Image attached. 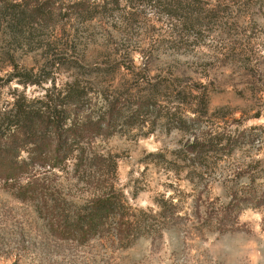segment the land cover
Here are the masks:
<instances>
[{
	"label": "rangeland",
	"instance_id": "obj_1",
	"mask_svg": "<svg viewBox=\"0 0 264 264\" xmlns=\"http://www.w3.org/2000/svg\"><path fill=\"white\" fill-rule=\"evenodd\" d=\"M82 1L88 6L78 16ZM6 2L0 0L2 102L39 99L78 81L101 109L102 98L131 90L138 78L162 80L154 92L162 108L145 123L86 139L85 156L116 161L112 183L131 210L159 214L158 200H174L189 220L126 248L107 237L61 240L35 202L18 199L0 180V264H264V0H28L42 5L46 20L27 27H12ZM172 5L184 8L182 17L168 14ZM75 64L104 71L91 75ZM28 73L49 79L25 85L20 76ZM201 142L210 149L193 161L191 146ZM78 156L39 176L53 195L82 205L95 190L89 168L76 170ZM234 193H254L261 202L242 203L234 229L220 234L215 220L205 222L208 209L229 204Z\"/></svg>",
	"mask_w": 264,
	"mask_h": 264
},
{
	"label": "trees",
	"instance_id": "obj_2",
	"mask_svg": "<svg viewBox=\"0 0 264 264\" xmlns=\"http://www.w3.org/2000/svg\"><path fill=\"white\" fill-rule=\"evenodd\" d=\"M21 1L23 4L15 0L5 4L12 27H27L46 20L42 5ZM86 6L87 1L75 4L78 16L85 13ZM167 11L172 17L180 18L184 8L172 5ZM88 19H94V15ZM61 57L62 54L57 59ZM75 65L91 75L104 71ZM20 77H25L24 83L29 86L49 79V76L35 78L29 73ZM161 81L143 83L138 78L131 90L102 98L105 105L101 109L97 104L92 106V99L78 81L60 90L48 91L39 99L30 100L20 95L5 102L0 100V180L18 199L35 202L36 212L48 231L61 240L83 243L107 237L118 248H126L143 237H160L170 226L189 220L179 213L174 200H158L159 214L131 210L112 183L117 171L116 161L103 155L85 156L86 139L111 136L120 124L145 123L148 114L162 108L160 99L154 95L163 86ZM185 127L187 123L180 117L178 129ZM191 147L193 161H201L210 144L201 142ZM22 153H27L26 157ZM76 153L79 154L76 170L89 168L88 182L95 190L82 205L53 195L49 180L39 176L40 170H63ZM260 202L254 193L249 198H238L234 193L229 204L208 209L205 222L215 220L219 233L225 234L234 229V212L242 203L259 205ZM196 205L195 215L200 220V206Z\"/></svg>",
	"mask_w": 264,
	"mask_h": 264
}]
</instances>
